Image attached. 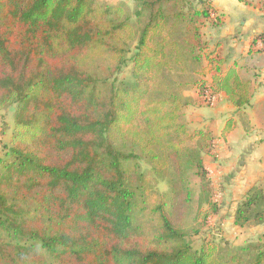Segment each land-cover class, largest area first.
I'll return each instance as SVG.
<instances>
[{
  "label": "trees",
  "instance_id": "16d2710c",
  "mask_svg": "<svg viewBox=\"0 0 264 264\" xmlns=\"http://www.w3.org/2000/svg\"><path fill=\"white\" fill-rule=\"evenodd\" d=\"M134 1L0 0V112L17 106L0 156V264H264L261 240L225 253L188 239L221 207L213 136L186 110L207 92L237 111L251 101L204 38L222 21L210 0ZM252 221L264 223L257 187L235 212Z\"/></svg>",
  "mask_w": 264,
  "mask_h": 264
},
{
  "label": "crops",
  "instance_id": "0c3cea01",
  "mask_svg": "<svg viewBox=\"0 0 264 264\" xmlns=\"http://www.w3.org/2000/svg\"><path fill=\"white\" fill-rule=\"evenodd\" d=\"M210 1L222 25L211 28L209 42L223 59V73L236 68L240 78L252 84L249 105L237 111L220 93L210 108L213 117L201 124L211 132L216 126L215 176L222 183L220 192L235 205L234 222L237 206L248 192L254 187L264 190V0ZM206 79L211 82L209 75ZM191 96L196 99L198 94ZM192 108L201 114L199 105ZM231 120L236 128L223 139L221 133ZM247 225L239 227L242 236L264 238V223Z\"/></svg>",
  "mask_w": 264,
  "mask_h": 264
},
{
  "label": "rangeland",
  "instance_id": "374dc122",
  "mask_svg": "<svg viewBox=\"0 0 264 264\" xmlns=\"http://www.w3.org/2000/svg\"><path fill=\"white\" fill-rule=\"evenodd\" d=\"M107 1V0H105ZM110 4H125L128 6L131 12L135 9V1L134 0H108ZM210 25H206L203 29L204 32V38L205 40L210 39V31H211ZM132 65L131 63H128L126 67L123 68V71L121 74L117 75V79L119 81L130 79V73H131ZM194 92L197 93V91H189L186 94L191 96ZM198 94V93H197ZM198 98V97H197ZM196 98V99H197ZM199 105L200 108H202L201 114H198L194 112L193 108L194 106ZM193 105L192 107H188L186 110V117H187V123L189 127L192 130H204L208 131L212 134L215 132L216 126L211 127L212 132L209 130H206L205 127H203L201 124L205 122H209L210 119L213 117L212 113L210 112L211 106L207 105L205 102L201 100L200 103ZM17 106L14 105L4 111L0 112V156L4 153V146L10 144L11 136L14 129L15 124V112H16ZM212 116V117H211ZM218 136H213V146L215 147L217 143L214 142V140H217ZM214 154H216V149L213 148ZM216 157L213 155L210 158H206L205 161V167L208 170V176L211 182L212 187V194H213V200L217 201V203L221 207V212L217 216H213L209 218L208 223L203 226V229L199 235H194L193 232H189L188 239L191 242V245L195 249H200L202 246H206L209 244H216L225 253H231L235 252L240 248H244L249 246L250 244L256 243L257 241L261 240L262 243H264V238H252L247 235L242 236L243 232H241V229L239 228L242 226H237L233 222V219H231L232 214L235 210V205L233 204L232 200H227L224 197V194L220 192L221 188V182L217 179L215 176V163H216ZM158 192L161 194H166L169 192V186L166 182L159 183ZM198 195V188L196 187V193L195 196ZM254 221L250 223V225H254ZM249 225V227H250ZM245 227H248L245 226ZM248 227V228H249ZM249 232V231H248ZM246 234V233H245Z\"/></svg>",
  "mask_w": 264,
  "mask_h": 264
},
{
  "label": "built area",
  "instance_id": "2783aa9c",
  "mask_svg": "<svg viewBox=\"0 0 264 264\" xmlns=\"http://www.w3.org/2000/svg\"><path fill=\"white\" fill-rule=\"evenodd\" d=\"M204 101L207 105L209 106H214L217 99H216V95H212L209 92L206 93L205 97H204Z\"/></svg>",
  "mask_w": 264,
  "mask_h": 264
}]
</instances>
